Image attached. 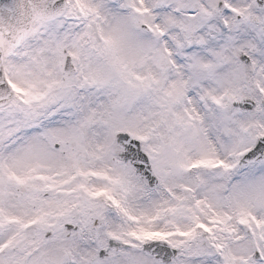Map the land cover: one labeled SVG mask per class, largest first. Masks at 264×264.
Instances as JSON below:
<instances>
[{
  "label": "snow or ice",
  "instance_id": "obj_1",
  "mask_svg": "<svg viewBox=\"0 0 264 264\" xmlns=\"http://www.w3.org/2000/svg\"><path fill=\"white\" fill-rule=\"evenodd\" d=\"M0 264H264V0H0Z\"/></svg>",
  "mask_w": 264,
  "mask_h": 264
}]
</instances>
